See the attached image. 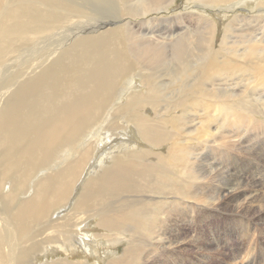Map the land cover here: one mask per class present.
Returning <instances> with one entry per match:
<instances>
[{"label": "bare ground", "instance_id": "bare-ground-1", "mask_svg": "<svg viewBox=\"0 0 264 264\" xmlns=\"http://www.w3.org/2000/svg\"><path fill=\"white\" fill-rule=\"evenodd\" d=\"M77 1L90 2L87 4L93 5L92 7L96 9L97 6L102 8L101 11H98L100 21L90 15L85 5H80L81 3L78 4ZM115 1L0 0V69L9 66L7 61L11 55H14L15 60L17 57L24 59L28 54L26 50H30L28 49L30 45H35L36 48L29 62L20 60V63L16 64L12 77L7 75L5 77L4 70L0 72V264H36V257L44 256L51 250H60V246L77 249V246L80 248L82 245L90 250L92 248L95 253H98L97 247L93 249V245L96 243L88 239V235L85 234L87 232L84 231L85 227L81 226L94 217L98 219L97 226L111 232L107 233V236L111 235L112 237L113 232L115 233L112 239L114 240L113 244L124 239L120 237V234L132 232L142 234L145 238L144 241L142 240L145 243L143 253L147 251L146 249L149 252H154L157 249H182L183 246L173 245L175 243L182 244L177 239L179 234L170 232V225H165L162 228L164 220H166L165 216L163 215L164 217L162 216L160 219L156 218L158 216L156 208L166 210V204L169 203L171 208L174 201L167 202L166 197L151 196L152 192L163 193V187L171 184L166 181L168 179L172 180L174 184H171L172 190L167 191L170 194L175 193L176 197L172 196V199L179 196L194 198L193 195L196 194L195 198L202 200V202L197 200L200 202L197 205L204 207L206 213L212 214V210L221 208L229 210V212L232 211L235 216L234 220L238 219L235 222L237 225L239 216L248 218V213H245L243 208L250 206L252 187L255 185L246 183L242 188L241 183L238 182V185H234L232 188V183L224 180L217 195L215 194L218 187L210 192L211 197L199 191L196 187V182L199 179L196 181L197 178L193 175L191 166L194 163H200L202 149L206 147H198L197 144L193 146V149L187 151L189 140L177 137L183 130L177 125H172V122L174 119L181 120L186 115L187 123L182 125L186 129H196L198 126L196 127L193 122L201 118L196 113L200 107L202 109L205 107L210 112L215 109L219 111L218 118L220 119H214L218 124L220 120L227 122L228 118H231L232 122L240 121L241 127L249 124L253 119L247 115L245 108L255 107L254 103L257 102L259 106L264 105L262 95L256 94L253 99L249 98L250 95H254V91H259L264 87V75L259 78L257 86L253 85L252 83L256 82L253 67L249 68L250 66L243 64L251 63L257 71H260L258 65L264 61V47L252 44V41L247 40L246 37V41L241 42L243 48L238 50L239 43L236 42L243 37L241 35L232 36L235 32L233 31L231 35L224 33L217 48L213 46V42L216 40L214 39L216 29L212 20L204 15L192 14L191 18H195L191 21H199L202 31L195 33L196 35L193 37L184 33V30L187 32L188 24L184 25L187 26L185 29L175 27V30L180 29L182 32L177 40L171 41L174 42V54L171 53V61L176 62L175 69L172 70L173 72L159 71L154 62L158 60L157 57L162 50L161 46L164 45L158 42L154 43L150 41V38L146 39L142 35L137 36L133 30L134 26L129 20H125L126 22L123 23V17L134 18L130 14L145 16L153 11H159L163 7L167 8L169 2L173 1L141 0L138 3H132L134 0ZM263 5L264 2L259 6ZM260 15L264 16V14ZM256 20V23L260 22V19L256 18ZM55 28H57L56 31ZM121 29L126 30L128 34L130 54L127 51V53L123 52L125 50L123 37L119 38L118 45L114 42L115 40L109 41L114 37L115 31ZM164 33L170 34L169 30L158 34ZM228 39H231V43L235 44L234 48L228 46ZM79 55L83 57H79ZM130 56L136 60L137 70L139 72L146 71L148 74L142 73L145 76H142L141 81L147 88L141 92L127 94L123 102L116 108L114 107L116 99H114L113 105L108 107L106 104L108 96L115 91L112 92L116 87L117 80L124 75L123 72L128 74L130 71L129 75H135L134 69L129 70L130 67L124 71L122 69V64L124 63L125 66L126 61L129 64L133 62V60H127ZM233 58L239 60V63L233 61ZM234 63L237 64L234 65ZM154 67H156L155 71ZM243 74H248L254 80L244 89L237 91L238 93L222 94L224 85H237L236 82L234 83L235 76L240 78L237 82L252 80L241 79ZM59 85L61 87H58ZM56 88L60 96H56ZM220 89L221 93L217 91ZM165 93H167V98L163 99ZM154 107H158L159 110H153ZM105 109L110 114L105 122L102 121L104 124L102 123L100 131L101 134L104 133V138H110L112 141L117 139L115 136L117 133L110 131L104 125L111 118L119 117L123 124H127L129 121L133 122L137 129V136L141 137L142 142L156 149L157 147L158 149L164 148L165 154L156 153L146 147L127 150V153H123L124 156L118 155L110 159L108 156L104 157L103 161L96 162L92 166V170L87 169L85 174H82L84 170L82 163L89 153L86 146L62 171L60 177L52 175L40 178L43 174H40V177L36 176L34 178L36 184L34 187L32 186L30 195L18 199V196L23 195L24 184L32 181L29 178V181L25 183L27 178L40 166L47 164L50 153L102 117ZM146 109L149 110L147 114L145 113ZM177 110L180 112L179 114L176 113ZM192 110H195L196 113H193L195 111L192 112ZM234 110L244 111L245 114ZM149 117H152V121L148 119ZM232 124L229 123L231 126ZM187 125L190 126L187 127ZM117 126L124 132L129 128L119 124ZM208 126L209 129L213 128L211 123ZM229 127L227 126V128ZM233 130L234 127L230 129V131ZM117 131H119L118 128ZM225 132L227 131L225 130ZM119 133L127 136L126 133L120 131ZM208 133L209 137L213 136L211 131ZM227 135L224 133L221 134V137L215 136L212 140L213 143L210 142L212 144L208 147L214 148L217 145V138L223 141L221 139L227 138ZM205 138L207 139V136ZM232 141L234 145L236 141ZM129 142H132V136ZM231 145L228 146L230 149ZM143 160L145 161L142 162ZM107 161L110 162V165L105 166ZM167 164L169 168L166 167ZM240 167L244 171H253V167L248 168L243 165ZM229 175L231 176V174ZM9 178V183H7ZM143 182L146 189L142 186L141 188L147 191V195L144 193L146 197L143 195L144 198L135 200L130 198L128 201L127 197L129 196L126 194L130 192L131 187L140 186ZM79 186L82 187L80 192L74 198L75 200L69 202L70 194ZM241 189L244 191H240ZM207 197V202L210 201L208 205L203 203ZM184 198H182L183 203L191 208L194 207L196 200H191V203ZM221 198H230L233 202L235 201V205H233L235 210L228 208V205L224 206V204L218 203ZM145 200L146 207L143 203ZM125 203H128L131 208L127 207ZM258 203L260 204L259 208L264 209V196ZM59 206L65 207L58 208L59 211L56 212L55 208ZM64 209L67 210L63 211ZM163 213L169 220V211L167 210V213L162 211L161 214ZM75 217V222L79 223L78 229L85 232L81 234L82 236L76 233L77 227L72 220ZM242 223L243 225L246 223L245 219L242 220ZM34 226L37 228L34 229ZM62 229L67 234L62 235L61 238V235H56L54 231ZM77 236L80 241L73 242ZM133 236L131 235V237ZM226 247L231 259L228 264H256L255 253L242 252L243 245L238 252V248L235 249V244L230 246L227 242ZM139 252L138 243L128 242L123 255H120L121 258H111L112 253L109 255L108 252H105L107 257L105 264H136L138 255L142 256ZM61 259L58 257L55 261L45 260L40 264H79L78 260L71 262L68 259ZM155 259L147 256L145 262L139 263L156 264ZM83 264L90 263L85 261Z\"/></svg>", "mask_w": 264, "mask_h": 264}, {"label": "rangeland", "instance_id": "rangeland-1", "mask_svg": "<svg viewBox=\"0 0 264 264\" xmlns=\"http://www.w3.org/2000/svg\"><path fill=\"white\" fill-rule=\"evenodd\" d=\"M139 1H141V0H134V2H132V3H136V2L138 3ZM172 1L173 2H169V4L167 5V8L163 7V8H161L162 10L160 9L159 11H153L150 14L145 15V16H138V15L130 14L134 18H130L131 16H124L123 17V23H125L127 20H129L131 22V24L134 26L133 30L137 34V36L142 35V37H144L146 39L150 38L151 39L150 41H153L154 43L158 42L159 44L164 45V46L160 45L162 47V50H160V52H159L160 57L158 56L157 57L158 60H156L154 62V64L156 63V67L158 68L159 71L173 72L175 69L174 64L176 62L171 61V53L173 52V47H174L173 43L174 42H171V41L177 40L179 35L182 33L180 29L175 30L176 28L178 29L179 27H183V29H185L187 26H184V25L188 24L189 28L187 27L186 28L187 32H185V30H184V33L190 34L193 37H194V35H196L197 33H200L202 31V26H201L199 21L198 22H197V20L191 21V19L195 18V17L191 18L192 14H195L196 16L204 15L205 17H208L210 20H212V22L214 23V27L216 29L215 35H214V39H216V40H214L213 46H215L217 48L219 47L218 42L221 40L224 33H226V34L230 33L229 35H231V33L233 31H235V32L233 33L232 36L241 35L243 37L238 42H236V43H239L237 45L238 50H241L243 48L242 43L246 41V37H247V40L252 41V44L259 45V47H262V48L264 47V16L260 15V14H264V5L259 6L261 3L264 2V0H226L225 2H223L222 0H219V1L218 0L217 1H215V0H172ZM220 1H222V2H220ZM77 2H78V4L81 3L80 5H85V7L88 9L87 11L90 13V15L94 16V18L96 20L100 21L101 18H99V16H98V11H101L102 8H99L97 6V9H96L95 7H92L93 5L87 4L90 2H87V3L80 2V1H77ZM115 2H118V1H115ZM91 13H94V14H91ZM176 16H181V17H176ZM256 18L260 19L259 23H256V21H257ZM163 19H167V20H163ZM146 20H148V21H146ZM245 24H247V25H245ZM196 27H198L197 28L198 30L196 29ZM144 28H145V30H144ZM56 29L57 28H55L54 30L56 31ZM249 29H251V30H249ZM167 30H169L170 34L169 33H167V34L164 33L161 35L158 34L159 32H162V31L167 32ZM55 31H53V32H55ZM244 35H246V36H244ZM253 35H254V37H253ZM127 36H128V34L126 33V30L123 31V29H121V30L115 31L114 37L112 39H109V41L115 40L114 42L118 45L119 41H120L119 38L123 37L126 41V42L123 41L125 43V45H124L125 50H123V52L127 51L130 54ZM158 36L161 37L159 39L160 41L158 40V38H159ZM162 36H163V38H162ZM67 38H69V35H67ZM227 43H228V46H230L231 48L235 47V44L231 43V39H228ZM230 43L233 47L230 45ZM28 49H30L32 52L30 50H26V51H28V54L25 56L24 59L22 57H21V59H19L17 57L15 60L14 55L13 56L11 55V58L9 57L10 59L7 61L8 62L7 65H9V66L6 68L4 67V69L1 68L0 72L4 70L5 77H6V75L8 77H12L13 76L12 73L14 71V67H16V64L18 65L20 63V60H22V62L24 61L26 63L29 62L32 54L36 50L35 45H30ZM173 54H174V52H173ZM28 55H29V57H28ZM79 57H83V56L79 55ZM127 60H133L132 56H130L129 59H127ZM232 60L239 63L238 62L239 60H235V58H233ZM237 63H234V65ZM261 63L258 65V66H260V71H257L256 67H254V65H251V63L250 64H248V63L243 64V65H246L248 67L250 66L249 68L253 67V71L256 74V78H255L256 82H253L252 84L256 85V86L259 83V81H258L259 78H261L264 75V61ZM125 64L127 66L126 65L124 66V63L122 64L123 71L130 67L129 70L134 69L133 71H134L135 75H133V76L129 75L130 71L128 72V74H126L127 72H123L124 75L123 74L122 75L124 77L121 76V78H119L117 80L116 87L112 90V92L114 90L115 91L108 96V101L106 102L108 107L113 105L114 99H116L115 105H114V107L116 108L118 105H120V103L123 102V100L125 99L127 94H129L131 92H141V91L146 90V88H147L141 81H142V76H145L148 74L146 73V71L139 72L137 70L138 64L136 63V60L134 59L131 64H129L126 61ZM160 64H162V65H160ZM10 65H12V66H10ZM156 67H154V71L156 70ZM161 67L164 69H162ZM142 73H145V75H143ZM243 75L244 76H242L241 79H247L248 78V79H252V80L251 81L237 82L240 80V78H236V76H235L234 77V79H235L234 83L236 82L237 85H235V84L224 85L222 87V88H224L223 89L224 93L222 92V94H224V95L235 94L237 91L241 90L242 88L244 89L246 86H248L254 80L248 74H243ZM149 78L151 79V76H149ZM0 79H1V75H0ZM208 83L210 84V80ZM228 83H232V82H228ZM58 87H61V86L59 85ZM208 88H209V86H208ZM217 91L219 93H221L220 91H222V90L220 89ZM166 94L167 93H165L163 95V99L167 98ZM256 94L262 95L264 97V87H262V89H260L259 91H256V92L254 91V95H250L249 98L253 99ZM58 95L59 94L57 93V88H56V96H58ZM224 95H222V96H224ZM121 96H123V97H121ZM189 96H190V94H189ZM109 101H111V102L109 103ZM117 101H119V102H117ZM263 102H264V100H263ZM254 106L255 107L250 106L249 108L248 107L245 108V109H247V111H245V112L253 120L249 124L244 125L243 127H241L242 123L240 121H236L237 122V124H236V122L231 121V118H228L227 122L220 120V122L218 124L216 121H214V119H217L218 115L220 116L219 111H217L215 109L214 111L210 112V110H208L207 108L205 109V107H204V109H202V107H200L198 109L199 113H198V111L196 113L195 110H192V112L195 111L193 113H196V114L201 116V118L196 119L193 122V124H195L196 127L198 126L196 129H192V128L186 129L182 125L183 123H187V119L185 120L186 115L181 120L180 119H176V120L174 119L172 122V125H177L181 130H183V132H180V134L177 137H184V138H187L189 140L190 144L188 145L189 149L187 151H190L191 149H193V146L197 145V144H198V147H203V146L206 147V148L202 149L203 154L200 155V161H199L200 163H194L191 166L192 171H193V175L197 178L196 181L199 179L196 182V187L198 188L199 191L204 193L206 196L211 197L210 192L215 187H218L216 190V194H215V195H217V194H219L218 190H220V187H221L224 180L230 181L232 183V185H231L232 188H234V185L235 186L238 185V182L241 183L242 188H244L243 184H246V183H248L250 185L251 184L255 185L254 187H252L253 191L251 192L252 197L250 199L251 200L250 204H249L250 206H246L243 208V211L245 213H248L247 214L248 218H245L242 215L239 216V222L237 225L235 222L238 221V219L234 220L235 216L233 215L232 211L229 212V210L221 208V209L212 210L213 211L212 214L206 213L205 212L206 209L204 207L202 208V206L199 207V205H197L198 203H200L197 200H200L201 202H202V200L200 198L199 199L195 198V197H197L196 194L195 195L191 194V195H193L194 198H187V197L184 198L182 196H179L175 199H172V196L176 197V195H175V193H172V194L167 193V191L172 190L171 184H173V181L172 180L170 181L168 179L166 181H169L171 184L163 187V193H153L152 192L151 196L160 197V198L166 197L165 200L167 202L174 201V204H173V206H171V208L169 207V203L166 204V207H165L166 210H161V209L159 210V208H156L157 209L156 214H158V216L156 218L160 219V217H162L163 215L165 216V217L163 216L164 218H166V220H164V224H163L164 226L162 228H164L165 225H170V227H171L170 232L179 234V237L177 239L179 240V242L181 241L182 244H179V243L176 244L175 243L173 245L183 246L182 249H177V248H175V249L170 248L168 250L157 249L154 252H151V251L149 252V250L146 249L147 251L146 252L144 251L145 253H143V248H145V243H143V241L145 238L143 237L142 234L139 235L138 233H132L131 232L132 234L131 233L130 234L132 236L134 234L135 238H134V236L131 237V235L129 233L128 234H120V237H122L124 239H122V241L120 240V241L113 244L114 240H112V239L114 238L113 235L115 233L113 232L112 237H111V235L110 236L108 235L109 236L108 237L107 233L110 234L111 232L104 230L101 227L97 226V224H96V221H98L97 217H94V219H89L86 221V223L81 225V226L85 227L84 231L87 233H85L84 231L82 232V231H80V229H78L79 223H77V221L75 222V219H76V217H75L72 220H73V223L75 222L74 225L77 227L76 233H78V235H80V236H82L81 235L82 233L87 234L88 239L90 241H93L96 243L95 245H93V249H95L97 247V249L99 250L98 253H95L92 250V248L90 250L87 247H83L82 245L80 248H79V246H77V249H73L72 247L70 248L69 246H66V248L64 246H60L59 247L60 250H55V251L51 250L50 252L48 251L47 253H45L46 255H44V256L40 255L39 257H36L37 260L35 261V263L36 264L44 263L45 260L49 261L50 259H51L50 261H52V260L55 261V259H57L59 257V258H62L61 260L68 259L71 262H76L78 260L77 263L79 262V264H83L85 261H87L90 264H95V263L96 264H105L107 261V257L105 255V252H108L109 255L112 253L111 254L112 256L110 255L111 258L112 257L113 258L114 257H120L121 258V256L123 255V251H125V248H126L128 242H133L134 244L138 243V245L140 246V252L139 253L142 254V256L140 254L138 255L139 256L138 260H137L138 263H136V264H140L142 262H145L147 256H150L153 260L156 257V259H155L156 264H226V263L228 264L231 261L229 251L226 247V243L228 242L230 246L235 244V249L238 248L237 252L240 250V247H242V245H243L242 252L245 251V252H248L250 254L255 253L254 255L257 257L256 264H264V209L259 208L260 204L258 203L260 201L261 197L264 196V166H263L264 165V105L259 106V103L257 102V103H254ZM251 108H252V110H251ZM153 110L158 111L159 108L154 107ZM234 111L245 114L244 111H238V110H234ZM103 112L104 113H102V117H100L98 120L93 122L91 125L84 128L82 131H80L79 134H76L75 136H73V138L70 141H67V142L59 145L53 152L50 153V159L47 162V164L40 166L39 169H37L32 175H30L31 177L29 176L27 178V181L25 183H27L29 181V178H31L32 181H29V183L24 184L26 189L24 186L22 187L23 188V191H22L23 195L18 196V199H20V197L22 198L23 196L25 197V196L30 195V193H31L30 191H32V188L36 184L35 179H34L36 176L40 177V174H43V175H41L40 178H47V177L52 176V175H56L57 177H60L62 171L69 164H71L73 162L75 157L80 154L81 149L86 147V146L88 147L89 153H87L88 154L87 158L84 159V161L82 163V166L84 169L82 174H85V171L87 169L92 170V166L96 162L103 161L104 157L108 156V158L110 159L111 157L113 158V157L118 156V155L124 156L123 153H127V150H134L137 148L139 149L141 147H146V149L153 150L156 153L162 152V154H165L163 152V151H165L164 148H161L164 150L158 149V147L156 149V148L150 147L149 144L142 142L143 140L141 139V137L137 136V132H136L137 129H136V126L133 124V122L131 123V121H129L127 123L129 125L123 124L119 117H117L115 119L111 118V120H109V122L107 124L105 123L106 125H104L106 128L110 129V131L117 133L115 135L117 137V139L112 141L110 138H104L103 137L104 133L101 134L100 130L103 126L102 123L106 121L105 119L107 118V116L110 113H107L106 109ZM147 112H149V110L146 109L145 113L147 114ZM176 113L179 114L180 112L177 110ZM148 119L150 121H152V117H149ZM218 119H220V118H218ZM176 121H177V123H176ZM202 121L205 123H203ZM209 122L212 124V127H213L212 129H209V126H208L210 124ZM117 123L119 125H123V126L127 125L126 128L129 127L130 129L127 128V131L124 132L123 129H121L117 126L118 125ZM229 123H231V124L233 123L232 126L229 125ZM198 124H200V125H198ZM190 125H187V127ZM226 125L228 127L230 126L231 128L234 127V130L230 131L231 128L230 127L227 128ZM98 128H100V129L97 130ZM117 128L120 132L126 133L127 136H125V134H120L119 131H117ZM208 130L213 133V136L209 137V133H208L209 131ZM225 130L227 132H225ZM106 131H108V130H106ZM224 133H226V135L228 134L227 138L221 139L223 141H220V139L217 138V140H218V141L216 140L217 145L214 146V148L208 147V145H211L213 143L212 140L214 139L215 136L221 137V134L223 135ZM193 134H194V137H193ZM131 136H132V142H129V139H131ZM206 136H207V139L205 138ZM230 137H232V138H230ZM126 138H127V142H126ZM232 140L236 141V143H235L236 145L235 144L233 145ZM228 141H230V142L232 141V142L230 143ZM210 142H212V143H210ZM237 143H238V145H237ZM229 145H231V149H230V147H228ZM255 151H257L256 154H255ZM234 155H235V157H234ZM243 160H245V161H243ZM109 161H107V163H105L104 165L105 166L110 165ZM144 161L145 160H143L142 162H144ZM242 165L244 167H248V168L253 167V171L248 172V171L241 170L240 166H242ZM255 165H256V167H255ZM166 167L169 168V165L167 164ZM166 173H167V171H166ZM229 174H231V176ZM217 175H219V176L217 177ZM206 176H208V177H206ZM210 176H212V177H210ZM216 178H218V179L216 180ZM202 179H204L205 181L201 182L200 180H202ZM9 180H10V178L7 179V183H9ZM258 182H260V184H258ZM28 184H29V186H28ZM141 186H142V188L144 187V189H146L144 182L140 186H136V187L132 186L131 187L130 192L128 194H126L129 196V197H127L128 201L130 198H131V200L132 199L135 200V199H139V198H144L145 194L147 195V191L142 189ZM28 188H29V190H28ZM81 188L82 187H80V186L77 187V189H75L77 192L74 190L72 192V194H70L69 199H68L69 202L75 200L74 198H76V195L80 192ZM248 188H250V186H248ZM138 189H139V191H138ZM144 191H146V192H144ZM240 191H244V189H241ZM134 192H136V193H134ZM136 194H137V196H135ZM180 197H182L186 201H190V202H191V200H196L197 203L194 201L195 205H194V207L191 208L187 204L183 203L182 198H180ZM208 197L205 199V202L203 201V203H205L207 205L210 203V201L207 202ZM176 201H177V203H176ZM234 202L230 198H223V199L221 198V200H219L218 203L224 204V206L228 205L227 206L228 208L234 209V206H233V205H235ZM143 203L145 205L144 207H146V200ZM143 203H142V205H143ZM125 204L127 205V207L131 208V206L128 205V203H125ZM62 205H65V204H62ZM64 207L65 206H59V207L55 208L57 210L56 212L59 211L58 208L62 209ZM114 209H116V207H114ZM65 210H67V209H64L63 211H65ZM167 210L169 211V215H168L169 220H167V216L165 215V213L161 214L162 211H165L167 213ZM256 210L258 211V213ZM68 212H70V210H68ZM208 212H209V210H208ZM54 213H53V215H54ZM65 214H63V215H65ZM60 216H62V215H60ZM50 217H52V214H50ZM243 219H245V222H246L244 225L242 223ZM255 219H256V221H255ZM262 220H263V222H262ZM157 221H159V220H157ZM59 222H61V221H59ZM35 228H37V226H34V229ZM127 229H129V228H127ZM62 230H58L57 232L54 231V233L56 235H61L60 237L62 238V235L67 234L64 230L63 231ZM140 239H141V241H139ZM244 240H245V242H243ZM76 241H78V242L80 241L78 236L76 238H74V240H73V242H76ZM258 241H259V243H258ZM262 242H263V244H262ZM46 244H49V243L46 242ZM57 245H59V243H57ZM78 245H79V243H78ZM64 248H65V250H64ZM68 251H70V252L68 253ZM58 264H61V263H58Z\"/></svg>", "mask_w": 264, "mask_h": 264}]
</instances>
